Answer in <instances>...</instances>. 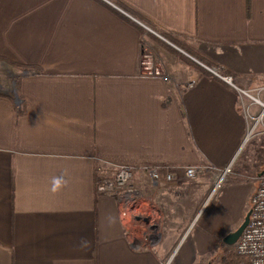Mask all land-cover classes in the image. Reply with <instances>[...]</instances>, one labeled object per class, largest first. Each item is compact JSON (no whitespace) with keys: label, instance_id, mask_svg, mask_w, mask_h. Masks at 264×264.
Wrapping results in <instances>:
<instances>
[{"label":"crops","instance_id":"0c3cea01","mask_svg":"<svg viewBox=\"0 0 264 264\" xmlns=\"http://www.w3.org/2000/svg\"><path fill=\"white\" fill-rule=\"evenodd\" d=\"M112 1L0 0V264H215L217 241L251 210L264 170L235 162L249 123L264 113V0H116L197 43L235 74L234 86L142 35L110 7L154 31ZM143 51L163 64L169 83L144 74ZM17 80L31 101L19 120L1 96H15ZM231 163L214 195L210 172L193 180L183 172ZM146 165L178 169L172 183L136 176L161 214L150 247L126 232L117 202L96 192L97 180L119 167Z\"/></svg>","mask_w":264,"mask_h":264},{"label":"built area","instance_id":"2783aa9c","mask_svg":"<svg viewBox=\"0 0 264 264\" xmlns=\"http://www.w3.org/2000/svg\"><path fill=\"white\" fill-rule=\"evenodd\" d=\"M142 67L144 74L159 78L169 83L171 78L164 70L163 64L156 61V57L148 51H143ZM224 82L233 85L231 76L221 77ZM234 86V85H233ZM262 104L260 100L254 99ZM264 115V113H263ZM259 118L258 122L263 118ZM249 137V135H248ZM234 163L224 169L214 166H193L183 168L187 179L193 180L203 171H213L212 195L219 192L228 177L232 174ZM174 167L164 165H146L142 168L121 166L113 177H103L96 182V192L104 197L113 198L118 205L122 225L126 232L144 245L156 244L160 238L161 214L158 208L146 197L135 182L138 174H143L154 184L161 181L172 183L175 181ZM251 216L249 224L240 239L232 246H227L230 251L242 257L244 264H264V172L259 178V186L251 200ZM160 264H171V261Z\"/></svg>","mask_w":264,"mask_h":264},{"label":"trees","instance_id":"16d2710c","mask_svg":"<svg viewBox=\"0 0 264 264\" xmlns=\"http://www.w3.org/2000/svg\"><path fill=\"white\" fill-rule=\"evenodd\" d=\"M112 3L115 4L116 6H118L119 8H121L126 13L132 15L134 18L140 20L141 22H144L145 25L150 27L154 32L160 34L164 39H166L167 41H169L170 43H172L176 47L182 49L185 53L188 54V56L193 57L199 63L203 64L204 66H206L210 69L215 68L217 70L218 74L221 75L222 77L231 76L233 78V80H235V74L234 73H232L228 70L221 69L216 63H214L210 59L206 58L197 49V43L191 44L192 42H190V43L185 44L182 41L183 37L180 38V37L159 31L156 27L152 26L148 21H146L145 19L140 17L132 9H129L128 7L119 3L116 0L112 1ZM110 9L113 10L114 12H116L118 15H120L124 19H126L127 21H129V23L138 27L140 29L142 35H144V36L147 35L148 37L153 39L155 41V43H157L159 46L163 47L166 51L170 52L172 55L177 56L182 62L186 63L188 66H190L194 70L201 71L205 75H208V76H213L207 69H205L203 66H201L200 64L193 61L191 58H189L185 54L179 52L177 49H175L171 45L167 44L163 40L154 36L152 33H149L146 29L138 26L137 24L132 22L129 18L125 17L124 15H122L121 13L116 11L114 8L110 7ZM1 60H4V59L0 58V61ZM14 66L17 67L18 69L22 70V71L27 72V73H33L34 71H40L39 69L37 70L36 67H32L29 65H14ZM20 86H21V81L17 80L16 81V95L15 96L1 94V96L8 97L12 100V103L15 106V112H16V119L17 120L26 116L28 114V109L31 106V101L28 98H26L25 96H23V94L21 93ZM167 104H168L167 100L163 101V105H167ZM240 159H241V157H240ZM245 176H249V175L247 174ZM213 255H218V257L220 258L217 262H215V264H244L245 263V260L242 257H239L238 255H236L235 253H233L232 251H230L228 249L227 245H225V243H224V239L217 241ZM216 258H217V256H216Z\"/></svg>","mask_w":264,"mask_h":264},{"label":"rangeland","instance_id":"374dc122","mask_svg":"<svg viewBox=\"0 0 264 264\" xmlns=\"http://www.w3.org/2000/svg\"><path fill=\"white\" fill-rule=\"evenodd\" d=\"M4 73H5V69H2V67H0V75ZM10 76H11V72L9 71H7V73L4 75L5 79H9ZM1 79H4V78H1ZM249 124H250V132L248 133L249 137L246 138L248 139V141L246 142L244 148L240 152L238 159L241 156L242 158L240 159L239 162H237L238 160H236L235 163L236 165H239L240 167L244 168V170H246L247 172L254 170L255 172L258 173L264 170V134H262L261 136L260 135L258 136V133H257V130L260 129L262 121L260 120L259 122L258 121L250 122ZM261 128H264V121H263V125L261 126ZM233 171H234V167L232 169V173ZM210 174L213 177L215 173L211 171ZM230 176L228 177V179L230 178ZM135 182H136V179H135Z\"/></svg>","mask_w":264,"mask_h":264},{"label":"water","instance_id":"95a60500","mask_svg":"<svg viewBox=\"0 0 264 264\" xmlns=\"http://www.w3.org/2000/svg\"><path fill=\"white\" fill-rule=\"evenodd\" d=\"M149 30V29H148ZM153 34H155L154 32H152ZM156 35V34H155ZM157 36V35H156ZM162 40L166 41L165 39H163L161 37ZM170 44V43H169ZM183 54H185L184 52H182ZM188 56V55H187ZM189 58H191L193 61H195L196 63L200 64L201 66H203L205 69H207L208 71H210L211 73H213L214 75L218 76L219 78L220 75L217 74L216 70L215 69H210L206 66H204L203 64L199 63L197 60H195L194 58L188 56ZM248 141V139L245 140V142L243 143V146L242 148L240 149L239 153L242 151V149L244 148L246 142ZM250 216H251V211L248 212V214L246 215L245 217V220L244 222L242 223V225L234 232L230 233L227 237H225L224 239V243L225 245L227 246H232L234 245L239 239L240 237L242 236L244 230L246 229V227L248 226L249 224V220H250Z\"/></svg>","mask_w":264,"mask_h":264},{"label":"clouds","instance_id":"9594fccd","mask_svg":"<svg viewBox=\"0 0 264 264\" xmlns=\"http://www.w3.org/2000/svg\"><path fill=\"white\" fill-rule=\"evenodd\" d=\"M59 182H60V181H54V184H55V183H59Z\"/></svg>","mask_w":264,"mask_h":264}]
</instances>
